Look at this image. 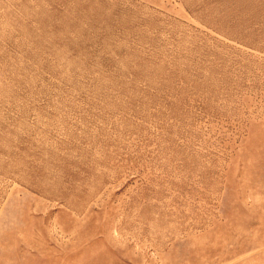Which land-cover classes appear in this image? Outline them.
I'll return each mask as SVG.
<instances>
[{
	"label": "rangeland",
	"instance_id": "374dc122",
	"mask_svg": "<svg viewBox=\"0 0 264 264\" xmlns=\"http://www.w3.org/2000/svg\"><path fill=\"white\" fill-rule=\"evenodd\" d=\"M0 264H264V0H0Z\"/></svg>",
	"mask_w": 264,
	"mask_h": 264
}]
</instances>
